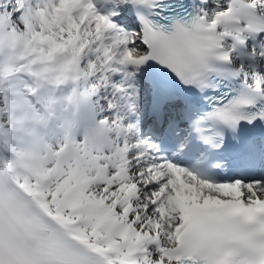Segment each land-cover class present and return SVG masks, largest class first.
Masks as SVG:
<instances>
[{
    "label": "snow or ice",
    "instance_id": "1",
    "mask_svg": "<svg viewBox=\"0 0 264 264\" xmlns=\"http://www.w3.org/2000/svg\"><path fill=\"white\" fill-rule=\"evenodd\" d=\"M0 264H264V0H0Z\"/></svg>",
    "mask_w": 264,
    "mask_h": 264
}]
</instances>
